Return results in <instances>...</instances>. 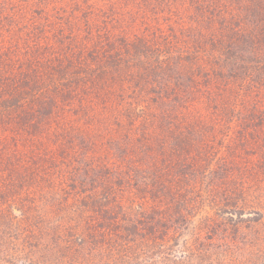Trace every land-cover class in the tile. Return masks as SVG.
I'll list each match as a JSON object with an SVG mask.
<instances>
[{"label":"trees","instance_id":"16d2710c","mask_svg":"<svg viewBox=\"0 0 264 264\" xmlns=\"http://www.w3.org/2000/svg\"><path fill=\"white\" fill-rule=\"evenodd\" d=\"M260 198L264 0H0L12 258L209 264L241 243L264 264V224L241 226Z\"/></svg>","mask_w":264,"mask_h":264},{"label":"rangeland","instance_id":"374dc122","mask_svg":"<svg viewBox=\"0 0 264 264\" xmlns=\"http://www.w3.org/2000/svg\"><path fill=\"white\" fill-rule=\"evenodd\" d=\"M252 142L256 143L255 145L259 144V140L252 141ZM256 153L253 156V158H255V159H257ZM259 153H261V152H259ZM121 154H122V152H119V151L117 152V159H120ZM244 154H246V153H243V155ZM247 155L249 157H251V155L249 153L244 155V156H247ZM106 157L107 156L104 153V154H102V156L100 158H101V160L107 161ZM43 200H45V199H43ZM251 203H252V206L254 208L260 209V213L262 214V217L260 218L261 215L255 214L258 212L254 211L253 208L250 209V210H253V212L249 211V209H246L244 211V214L241 216V217H243L242 219H245V221L241 223V226L246 224V223L253 224L254 222L252 220H254V219L258 220V222H257L258 224H264V198L252 199ZM39 207L44 208V209L50 208V212H52V206L49 203H46L45 201H43V203ZM44 209H41L40 211H38L40 218H42L46 215V212H44ZM17 213H20V211H17ZM234 216L237 217L236 215H234ZM221 219H223V217H221ZM221 236H223L221 234V232H218L217 238H216L217 242L220 241ZM10 241H11V238H10ZM182 241H183V239H181L180 242H182ZM242 246L243 245L240 243L239 246L237 248H235L233 252H232V250H229V249L223 251L222 247H220L218 245L216 247H213V249H212V260L210 261L209 264H244V263H246L245 254L247 252V250H246L247 246H245V247L243 246L244 248H240ZM183 249H184L183 243H179L177 245V247L175 248V252L178 253V255L182 254ZM13 254H15V252L11 250L10 244H9V246L7 244H4L0 248V264H27V261L23 257L12 258ZM222 255H226V256H222ZM199 257H201V255ZM197 260H199L198 257H197ZM199 263H201V262H198L196 264H199ZM192 264H194V263H192ZM201 264H204V263H201ZM205 264H207V263H205Z\"/></svg>","mask_w":264,"mask_h":264}]
</instances>
